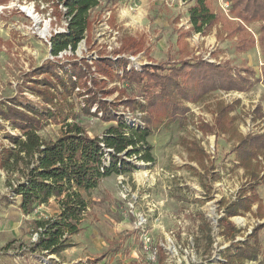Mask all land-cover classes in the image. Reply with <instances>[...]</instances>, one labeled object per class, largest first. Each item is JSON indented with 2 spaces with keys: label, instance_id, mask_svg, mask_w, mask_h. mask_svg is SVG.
<instances>
[{
  "label": "rangeland",
  "instance_id": "obj_1",
  "mask_svg": "<svg viewBox=\"0 0 264 264\" xmlns=\"http://www.w3.org/2000/svg\"><path fill=\"white\" fill-rule=\"evenodd\" d=\"M51 4L42 0L0 2V107L10 102L11 106L23 111L35 108L54 113L58 119L46 120L39 132L46 140L60 137L67 123L80 124L92 137L102 136L117 123L103 121L101 113L96 117L98 106L92 107V114H84V100L90 91L98 95L94 90L98 83L109 91L125 86L118 77L100 73L93 60L116 56L122 40L128 36H144L150 58L156 64L178 60L175 28L185 25L191 4L183 0H117L115 4H107L102 0L100 6L90 12L92 29L85 33L77 50H68L59 56L52 55L51 38L66 31L68 19L59 15L61 12H53ZM216 5L224 11L228 8L226 0H216ZM260 26L261 22H255L249 24L248 29L259 38ZM189 42L194 56L217 63L229 61L236 67L250 66L257 72L260 82L246 93H211L200 103L189 105L184 125L176 122L163 126L150 136L148 142L153 146L155 161L129 159L136 166L132 173L112 175L92 193L87 215L81 223L82 231L71 237L75 246L59 260L52 254L31 251L32 243L38 241L34 239L37 233L32 221L54 216L59 210L57 202L53 200L56 204L40 206L31 215L24 214L19 209L20 199L12 198L7 187L10 175L0 169V264H147L159 245L166 252L164 264H226L223 254L229 242L220 235L219 220L224 214L220 212L219 202L222 198L233 200L234 193L244 183L241 169L233 167L231 154L239 137L264 132V118L254 119L258 105L264 113V55L261 45L248 53H237L234 40H217L214 36L201 39L196 35L190 37ZM118 58L129 60V70H140L152 63L145 53L119 55ZM49 62L56 63L57 75L47 73L49 69L39 70ZM70 63L82 68L84 87H76L72 93L62 96L57 76L67 79L66 69ZM116 73L123 75L122 70ZM46 88L57 96L54 104L45 103L43 96L49 94L41 92ZM118 94L116 89L113 94L101 98L108 101L107 108L114 116L132 126H144L145 114L123 104L125 99L121 100ZM129 94L136 93L128 89ZM140 100L145 104L143 98ZM231 103L235 104L233 114L237 116L238 135L234 138L205 135L200 124H214L218 106ZM21 135L0 116V156L4 148L12 146L9 137ZM185 142L200 143L210 157L206 161L207 168L211 171L216 168L223 176L220 183L206 181L212 189L204 188L196 175L194 168L200 173L203 169L191 161ZM11 178L15 182L19 176ZM234 222L242 233L238 241L246 240L250 227L259 223L252 216L238 217ZM262 232L259 238L264 248ZM207 236L212 237L211 247ZM109 241L120 245L121 249L104 257L110 247ZM263 257L261 254L262 260ZM246 263L262 264L259 261Z\"/></svg>",
  "mask_w": 264,
  "mask_h": 264
},
{
  "label": "trees",
  "instance_id": "obj_2",
  "mask_svg": "<svg viewBox=\"0 0 264 264\" xmlns=\"http://www.w3.org/2000/svg\"><path fill=\"white\" fill-rule=\"evenodd\" d=\"M8 1L0 2L4 4ZM42 1L45 4L52 3L50 7L53 12H61L59 15L63 14L68 19L66 31L56 33L51 38L52 55L59 56L68 50L76 51L85 33L92 29L90 12L98 8L102 0ZM104 1L107 4L117 2ZM183 1L192 4L188 11L191 26L189 29L175 28L180 53L178 60L158 64L153 62L144 36H128L122 40L120 50L115 52L116 56H102L101 59L93 60L100 73L111 78L118 77L123 83L124 88H116L118 95L121 100L125 99L123 104L130 109L141 110L145 114L142 118L144 126H132L114 116L107 108L108 101L102 100L101 97L113 94L116 89L109 91L99 83L94 89L98 95L93 91L92 94L91 91L88 92L82 111L90 115L92 107L98 106V112H94L96 117L101 113L103 121L117 123V126H110L102 136L92 137L80 124L67 123L60 137L46 140L39 132L46 120L58 119L54 113L48 110L47 113L40 112L35 108L23 111L11 106L10 102L0 107L3 121L10 122L14 129L22 133L19 137H9L12 146L4 148L0 156V169L10 175L6 184L12 198L20 199L19 207L26 215L33 214L38 207L49 204L52 199L60 207L58 214L32 221L34 231L39 234L38 241L31 245L33 253L61 256L63 251L72 247L74 242L71 236L82 231L81 223L87 212L88 197L92 195V191L98 189L102 181L112 175L132 173L136 166L129 162L131 158L154 162L153 146L148 142V138L163 126L176 122L184 125L190 112L187 102L198 103L216 91L248 92L260 82L255 69L250 66L236 67L229 61L216 63L190 55L188 38L193 33L208 36L216 29L219 40L236 42L237 53H248L257 45H261L264 55V0H226L229 4L226 11L216 5V0ZM255 22H261L259 38L248 29V25ZM143 52L152 63L140 70H129V60L118 58L119 55L137 56ZM55 64L46 63L39 70L49 69L47 73L57 75ZM67 65L68 78L57 76L56 81L62 86L61 93L59 92L62 96L72 93L76 87H84L82 68L77 63ZM116 70H122L123 75L118 76ZM47 83V87H50L49 82ZM128 89L136 94L127 95ZM44 93L49 94L43 96L45 103L54 104L57 96L47 88L42 90L41 94ZM140 98L145 100V104ZM257 109L258 117H263L261 108ZM234 110V103L220 104L214 124L202 122L200 130L205 135L222 134L236 137L237 117L231 115ZM185 146L191 160H197L205 169L204 173L200 174L194 168L204 185L206 179L216 181L220 178L218 174L206 169L205 161L209 159V155L199 143L185 142ZM233 153L236 155L238 166L245 168L252 175V182L239 192L235 201L222 202L225 203V216L219 221L220 234L230 241L223 254L225 263L247 264L246 261H259L260 255H264V248L259 240L264 224L254 227L247 239L241 242L236 241L239 230L230 218L245 215L252 211L254 203H262L257 194V187L264 183V176L259 178L264 159V133L240 136ZM16 174L19 178L13 182L11 177ZM248 190L251 191L250 195L247 194ZM207 238L211 247L212 237ZM109 243L110 247L104 257L111 251L119 252L121 249L115 242ZM154 252L156 261H149L147 264H164L167 258L164 247L156 246ZM261 263L264 264V257Z\"/></svg>",
  "mask_w": 264,
  "mask_h": 264
},
{
  "label": "crops",
  "instance_id": "obj_3",
  "mask_svg": "<svg viewBox=\"0 0 264 264\" xmlns=\"http://www.w3.org/2000/svg\"><path fill=\"white\" fill-rule=\"evenodd\" d=\"M192 5V4H191ZM227 5L229 6V4L227 3ZM191 7V6H190ZM189 7V8H190ZM188 11H189V9L187 10V18H186V22H185V25H183V27H181V28H184V29H189L190 28V18H189V14H188ZM178 23V22H177ZM179 28V27H178ZM252 32V31H251ZM254 35H255V37L256 38H258L257 36H256V34L254 33V32H252ZM196 35H200V34H196V33H193L192 35H191V37H194V36H196ZM201 36V39H205V38H207V37H211V36H214V38L215 39H217V40H219V38H218V35H217V30L216 29H214L213 30V32L210 34V35H208V36H202V35H200ZM177 38H178V35H177ZM189 39L190 38H188V43H189V51H190V55H192V56H194L193 54H192V51L190 50V42H189ZM232 41V40H231ZM178 46V45H177ZM257 47H258V45H257ZM256 47V48H257ZM256 48L255 49H253V50H256ZM253 50H251V51H253ZM143 53H145V52H143ZM140 54H142V53H140ZM139 54V55H140ZM180 54V53H179ZM243 54H245V53H243ZM138 56V55H137ZM180 57V56H179ZM196 57V56H195ZM204 58V57H203ZM205 59V58H204ZM205 60H207V59H205ZM209 61V60H208ZM210 62H213V61H210ZM217 63V62H216ZM257 73V72H256ZM258 78V77H257ZM253 89V88H252ZM251 89V90H252ZM250 90V91H251ZM217 92V91H216ZM221 92H224V91H221ZM233 92H236V93H246V92H238V91H231V92H225V93H233ZM249 92V91H248ZM214 93V92H213ZM239 101V100H238ZM201 102V101H200ZM200 102H198V103H200ZM190 104H197V103H190V102H187L186 103V105L190 108ZM232 104V103H231ZM257 107H260L261 108V111H262V107L260 106V105H258ZM257 107H256V109H255V118L254 119H258V118H260V117H258V113H257ZM262 113H263V111H262ZM231 115H233V116H236V115H234L233 114V112L231 113ZM216 116H217V113H216ZM237 117V116H236ZM262 118H264V113H263V117H261V119ZM206 123H208V122H206ZM213 125V124H212ZM262 133H264V132H262ZM253 134H261V133H253ZM207 135H211V134H207ZM212 135H214V134H212ZM220 136H222V134L220 135ZM225 136H227V135H225ZM229 137H230V135H228ZM217 137H219V136H217ZM231 138V137H230ZM198 143V142H197ZM200 144V143H199ZM238 144V143H237ZM184 145H185V143H184ZM201 145V144H200ZM202 146V145H201ZM236 146V145H235ZM234 146V147H235ZM186 147V146H185ZM203 147V146H202ZM234 147L232 148V150H231V154L233 155V157H232V159H233V167H238L237 169H241V173H242V181L244 182L243 184H242V186H241V188L240 189H237V191L234 193V198H233V200H227V199H225V198H222L223 200H221L220 202H219V204H220V212H222L223 214H224V210H225V203L224 204H222V202H226V203H228V202H232V201H235L236 200V198H237V196H238V194H239V192L241 191V190H244L246 187H247V184L248 183H251L252 182V175L251 174H249L248 172H247V170L245 169V168H243V167H241V166H238V161H237V158H236V155L233 153V149H234ZM204 148V147H203ZM187 149V148H186ZM204 150H205V148H204ZM188 151V150H187ZM206 151V150H205ZM207 152V151H206ZM208 154V153H207ZM190 155V154H189ZM210 158V157H209ZM208 160V159H207ZM206 160V161H207ZM192 161V160H191ZM206 161H205V166H206V169L207 170H209L208 168H207V165H206ZM194 162H197L198 164H199V162L197 161V160H195ZM234 164H235V166H234ZM262 168L260 169V171H259V178H261V177H263L264 176V159L262 160ZM201 166V165H200ZM201 168L203 169V173H204V168L201 166ZM196 169V168H195ZM194 169V170H195ZM226 169H228V168H226ZM232 169V168H231ZM197 170V169H196ZM195 170V171H196ZM198 171V170H197ZM209 171H211V170H209ZM229 171V170H228ZM199 172V171H198ZM212 173H215V174H218L219 176H220V178L218 179V180H216V181H214V180H209V179H206L205 180V183H207L206 181L208 180L210 183L211 182H217V183H220L221 181H222V179H223V176L220 174V173H218L217 171H216V168H214V169H212V171H211ZM200 173V172H199ZM203 173H200V174H203ZM230 173V172H229ZM196 175H197V173H196ZM229 175V174H228ZM114 176H117L118 177V175H114ZM198 176V175H197ZM108 178H106V179H104L103 181H102V183L100 184V187L98 188V189H96V190H99L102 186H103V183L105 182V180H107ZM201 180V179H200ZM201 183H202V181H201ZM202 185L204 186V188H211L212 189V186L211 187H209L208 185H204L203 183H202ZM96 190H94V191H96ZM94 191H92V193L94 192ZM250 193H251V191L250 190H248V192H247V194L248 195H250ZM257 194H258V196L260 197V199H262V203H261V205L258 203V202H256V203H254L253 204V206H252V211L251 212H248V213H246L245 215H242V216H235V217H232V218H230V220L235 224V226H236V228L239 230V233H238V235H237V238H236V241H238L237 239H238V236L239 235H241L242 233H241V230L238 228V226L236 225V223L234 222V219L235 218H238V217H241V218H243V217H249V216H252V217H254V218H256L257 220H258V224L257 225H259V224H264V183H262L261 185H259L258 187H257ZM91 197V196H90ZM90 197H88V201L90 200ZM92 200H94V198H91ZM54 199H52V200H50V202H49V204H47V205H43V206H51L52 205V203H54V204H56V202H54L53 201ZM120 201V200H119ZM121 203H123L124 204V202L123 201H121ZM259 205H260V207H259ZM56 207L59 209L57 212H56V214H58L59 212H60V208H59V205H58V203L56 204ZM19 209H20V207H19ZM87 209H89V206H88V208ZM21 210V209H20ZM22 211V210H21ZM119 211V210H118ZM55 214V215H56ZM87 215V212H86V214L84 215V217ZM224 216H225V214H224ZM223 216V217H224ZM202 217V216H201ZM222 217V218H223ZM85 219L83 218V220L82 221H84ZM220 221V220H219ZM220 225V224H219ZM257 225H255L254 227H256ZM220 227V226H219ZM254 227H250V228H252L251 229V231H250V233L252 232V230L254 229ZM221 231V230H220ZM262 231H264V229L262 230ZM261 231V232H262ZM241 233V234H240ZM249 233V234H250ZM263 233V232H262ZM248 234V235H249ZM221 235V234H220ZM248 235H247V237H248ZM222 236V235H221ZM72 237V236H71ZM224 237V236H223ZM259 240H260V238H259ZM74 241V240H73ZM227 241L229 242V245H230V241L227 239ZM240 241V240H239ZM243 241H245V240H243ZM243 241H241V242H243ZM260 243H261V241H260ZM262 245V244H261ZM75 245H73L72 247H70V248H68V249H71V248H73ZM263 246V245H262ZM229 247V246H228ZM68 249H66L65 251H63V253L61 254V256H57V255H54V256H56L55 257V259L56 260H59L58 258L59 257H65L66 255H67V253H68ZM45 255H47V254H45ZM262 261V258H260V260H259V262H261ZM255 262H258V261H255Z\"/></svg>",
  "mask_w": 264,
  "mask_h": 264
},
{
  "label": "built area",
  "instance_id": "obj_4",
  "mask_svg": "<svg viewBox=\"0 0 264 264\" xmlns=\"http://www.w3.org/2000/svg\"><path fill=\"white\" fill-rule=\"evenodd\" d=\"M39 238V234L37 233L36 235H35V241L37 240ZM147 240V239H146ZM55 257V256H54ZM48 261V260H47ZM150 261H156V253L154 252L153 254H152V256H151V260Z\"/></svg>",
  "mask_w": 264,
  "mask_h": 264
},
{
  "label": "bare ground",
  "instance_id": "obj_5",
  "mask_svg": "<svg viewBox=\"0 0 264 264\" xmlns=\"http://www.w3.org/2000/svg\"><path fill=\"white\" fill-rule=\"evenodd\" d=\"M31 12V11H30Z\"/></svg>",
  "mask_w": 264,
  "mask_h": 264
}]
</instances>
